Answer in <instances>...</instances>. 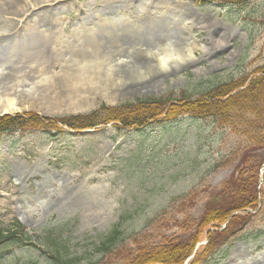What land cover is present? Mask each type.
<instances>
[{
  "label": "rangeland",
  "instance_id": "1",
  "mask_svg": "<svg viewBox=\"0 0 264 264\" xmlns=\"http://www.w3.org/2000/svg\"><path fill=\"white\" fill-rule=\"evenodd\" d=\"M154 6L157 15L167 14V8H186L187 13L179 11L183 20L195 18L200 49L188 64L174 72L167 70L148 83L150 87L145 83L137 90L134 84L125 85L127 91L117 95L83 88L85 80L77 73L69 76L72 64L82 66L100 58L115 61L122 55L121 49L142 46L141 41L128 38L125 29L140 22L139 14ZM215 24L217 30L212 27ZM45 35L51 40L40 42L43 57L31 72L25 66L35 53L29 41ZM210 38L220 48L211 50ZM2 63L7 72L1 70L0 78L17 72L32 86L30 91L4 93L2 106L20 99L19 107L9 110L11 114L88 112L103 102L117 105L150 97L176 99L182 92L197 98L264 64V0L242 6H197L192 0H0V66ZM36 80L39 82L34 83ZM73 84L78 85L67 88ZM237 146L228 128L211 117L192 115L143 130L124 131L110 125L77 135L1 134L0 227L19 220L37 243L45 244L50 255L72 258V264L100 260L103 241L117 225L119 234L106 241L115 248L132 245V236L170 204L196 187L213 190L219 186L238 163L229 159ZM82 192L85 197L79 201L68 198ZM50 197L51 204H47ZM206 202L205 196L197 201L192 212L195 218H201ZM24 203L33 207V217L23 208ZM95 208L104 213L103 218L94 214ZM238 235L207 264H264V239L245 241ZM50 255L30 246L0 244V264H58Z\"/></svg>",
  "mask_w": 264,
  "mask_h": 264
},
{
  "label": "trees",
  "instance_id": "2",
  "mask_svg": "<svg viewBox=\"0 0 264 264\" xmlns=\"http://www.w3.org/2000/svg\"><path fill=\"white\" fill-rule=\"evenodd\" d=\"M197 5L210 3L245 5L251 0H193ZM213 118L235 136L237 148L230 160L238 161L231 176L213 190L196 187L170 204L144 229L135 233L133 244L116 248L117 225L103 241L101 258L88 264H207L215 260L220 247L238 234L245 241L264 238V64L252 74L219 83L197 98L182 92L176 99L150 97L120 105L101 104L77 114L41 115L33 111L0 116V135L14 131H44L77 135L84 130L113 124L120 130H143L182 115ZM205 196V210L197 219L192 212ZM171 216V218H168ZM225 227H223V225ZM177 228L170 232L171 228ZM204 239L207 243L197 248ZM0 243L38 248L50 255L44 245L33 240L31 230L18 221L0 227ZM54 258L58 264H72V258Z\"/></svg>",
  "mask_w": 264,
  "mask_h": 264
},
{
  "label": "bare ground",
  "instance_id": "3",
  "mask_svg": "<svg viewBox=\"0 0 264 264\" xmlns=\"http://www.w3.org/2000/svg\"><path fill=\"white\" fill-rule=\"evenodd\" d=\"M156 5L157 7L161 6L160 3ZM22 6L23 4L20 5V7ZM167 9V14L157 15L154 6L152 10L144 11L139 14L137 21L140 22L137 24H131L128 30L125 29L124 34L128 38H134L141 41V43H143L142 46L136 44L132 49H121L122 55L118 54L121 56L115 61L111 60V62H109L108 60L100 58L99 60H94L93 62L82 66L78 65L79 63H76L75 65L72 64L68 69L70 70L68 72L69 76H71L72 72L77 73L81 79L85 80L83 88L94 90L99 89L100 91L108 92L111 91V93L117 95L127 91L125 85H129L130 83L134 84L136 85L135 89L137 90L140 88L139 85L144 86L145 83L146 87H150L151 85L148 83H151V81L162 76L167 70L169 71L170 69L174 72L185 63L188 64L192 55L197 53L198 49H200L198 39L196 38L198 34L194 33L197 26L193 21L195 22L196 20L195 18L183 20L181 12L187 13L188 9L186 8H184V10H182L183 8H176L173 9V11H169V8ZM145 26L148 29H146ZM212 27H214L215 30L218 29L217 24L212 25ZM38 33H34L35 36H38ZM202 37L203 36L200 38ZM31 40L33 41H29V43L33 44L35 53L33 56L27 58L25 66H28L30 71L33 72L40 65L39 59L43 57V53L39 49L40 42L50 41L51 39L49 36L45 35L41 39L33 37ZM209 40L212 42L211 50H217V48H220L221 45L217 40L213 38H210ZM26 56L27 55L23 56V60L26 59ZM0 69H5L3 63L1 64ZM16 73L13 77L0 78V106H2L3 101L5 100V92V94H9L11 90H15L16 92L20 91L19 89H23V91L26 92L30 91L32 87L31 85L27 86V81H23L21 75L19 76V74ZM78 75L76 76L77 78ZM70 78L73 79V77ZM38 82L39 80H36L34 83ZM24 85L27 87H24ZM77 85L78 84L69 85L67 88L72 90ZM15 95H17V93ZM19 103L20 99L18 101H7L6 105L2 106L0 110L8 111L18 108ZM68 196V198H71L73 201H79L85 197V194L82 192L73 196L71 193ZM65 197L66 196L63 198ZM52 199L53 197H50V200H47V204H51ZM39 201L40 199L37 198V202ZM73 201L70 200V202ZM37 202H31L30 204L35 206L37 205ZM54 202L56 203V200ZM23 208H26L28 215L33 217V207H29L24 203ZM94 214L99 218H103L104 216V213L96 208L94 209ZM253 263L254 261L251 262V264Z\"/></svg>",
  "mask_w": 264,
  "mask_h": 264
},
{
  "label": "water",
  "instance_id": "4",
  "mask_svg": "<svg viewBox=\"0 0 264 264\" xmlns=\"http://www.w3.org/2000/svg\"><path fill=\"white\" fill-rule=\"evenodd\" d=\"M5 113H9V112H5Z\"/></svg>",
  "mask_w": 264,
  "mask_h": 264
}]
</instances>
